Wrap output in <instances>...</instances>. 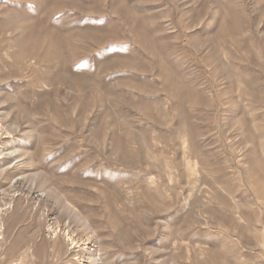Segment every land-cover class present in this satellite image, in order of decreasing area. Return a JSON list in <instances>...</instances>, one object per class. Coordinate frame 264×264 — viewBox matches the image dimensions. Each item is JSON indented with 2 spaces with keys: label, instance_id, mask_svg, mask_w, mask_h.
<instances>
[{
  "label": "rangeland",
  "instance_id": "rangeland-1",
  "mask_svg": "<svg viewBox=\"0 0 264 264\" xmlns=\"http://www.w3.org/2000/svg\"><path fill=\"white\" fill-rule=\"evenodd\" d=\"M0 264H264V0H0Z\"/></svg>",
  "mask_w": 264,
  "mask_h": 264
},
{
  "label": "bare ground",
  "instance_id": "bare-ground-1",
  "mask_svg": "<svg viewBox=\"0 0 264 264\" xmlns=\"http://www.w3.org/2000/svg\"><path fill=\"white\" fill-rule=\"evenodd\" d=\"M54 233V232H53Z\"/></svg>",
  "mask_w": 264,
  "mask_h": 264
}]
</instances>
